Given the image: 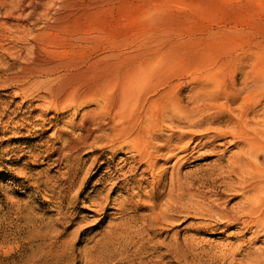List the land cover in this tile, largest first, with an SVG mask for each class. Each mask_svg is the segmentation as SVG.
Segmentation results:
<instances>
[{"label": "rangeland", "instance_id": "rangeland-1", "mask_svg": "<svg viewBox=\"0 0 264 264\" xmlns=\"http://www.w3.org/2000/svg\"><path fill=\"white\" fill-rule=\"evenodd\" d=\"M41 3L0 0V264H240L264 256V235L228 229L209 212L219 202L215 210L235 215L243 203L230 190L239 177L226 167L239 152L234 144L191 143L182 152L176 142L166 146L170 132L152 141L137 126L106 137V125H81L93 103L43 98L71 75L126 68L155 51L149 96L171 86L191 107L200 86L242 90L250 61L264 57V0H53L33 13ZM74 38L73 52L60 49ZM35 40L50 44L43 60L75 59L77 67L30 79ZM257 106L264 115V101ZM232 252L234 260L224 259Z\"/></svg>", "mask_w": 264, "mask_h": 264}, {"label": "bare ground", "instance_id": "bare-ground-1", "mask_svg": "<svg viewBox=\"0 0 264 264\" xmlns=\"http://www.w3.org/2000/svg\"><path fill=\"white\" fill-rule=\"evenodd\" d=\"M41 2L31 6L33 13L44 12L42 8L50 5L53 0H41ZM3 9L9 16H15L13 9L8 7ZM20 15L21 13L17 17ZM32 42L31 49L36 54L37 61L35 68L30 69L28 75L30 79L46 77L48 79L61 71H66L67 67L73 66L74 69L77 67L75 59L72 62L71 59L70 62L43 60L42 51L47 42L44 45L39 40ZM75 48H77V38L68 41L60 49L73 52ZM155 53L156 51L153 55L141 53L130 61L126 68L125 66L113 67L109 64L105 67L106 69L100 70L101 73L92 75L89 69L71 76L66 72L67 74L64 75L69 74V77H65L66 81L63 85L46 87L44 101L53 104L52 106L61 107L76 104L86 107L82 105L84 102L93 103L94 108L85 110L81 125L87 128L95 124L106 125L109 130L106 137L111 134L115 137L128 135V127L137 126L136 128L141 127L140 134L150 137L152 141L160 140L163 132H170L171 135L164 137L166 146L176 142L180 145L177 150L180 149L182 152L189 151L191 143H196V147H211L213 150L216 149L214 143L219 140L234 144L239 152L237 156L235 155V161L230 163L232 160H229L226 167L230 174L239 177L238 181L230 186L232 187L230 190L235 192L234 196L240 195L243 203L238 206L235 215H231L225 207L222 210H215L220 207L219 202L215 205L212 203L213 206H210L209 212L226 223L228 229L239 225L243 231L255 228L257 232L255 239L259 235H264V115L256 113L257 104L264 101V57L259 56L250 61L251 74L245 75L242 90L228 87L220 94L219 90H212L209 85L200 86L194 94L192 106L185 107L171 86L151 96L146 92V86L157 71ZM232 106H236L239 110L235 111ZM135 109H139L140 112L132 115ZM88 135L87 133L82 140L78 141L77 145L74 143L77 149L87 145ZM148 144L153 149H158L149 141ZM151 156V153L141 155L148 162ZM214 166L215 169L222 170V160L219 159ZM235 255L236 252H232L230 255H225L224 259L234 260ZM240 264H264V256H253L248 258L247 262Z\"/></svg>", "mask_w": 264, "mask_h": 264}]
</instances>
